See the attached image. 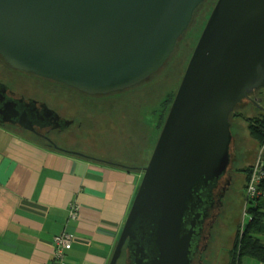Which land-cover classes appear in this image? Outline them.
<instances>
[{
  "label": "water",
  "instance_id": "1",
  "mask_svg": "<svg viewBox=\"0 0 264 264\" xmlns=\"http://www.w3.org/2000/svg\"><path fill=\"white\" fill-rule=\"evenodd\" d=\"M205 1L0 0V56L88 95L121 92L165 68ZM262 89L264 0H218L110 264L124 255L126 264H192L200 230L194 219L186 228L187 215L230 170L231 114Z\"/></svg>",
  "mask_w": 264,
  "mask_h": 264
},
{
  "label": "crops",
  "instance_id": "2",
  "mask_svg": "<svg viewBox=\"0 0 264 264\" xmlns=\"http://www.w3.org/2000/svg\"><path fill=\"white\" fill-rule=\"evenodd\" d=\"M142 178L0 125V264H53L65 232L74 239L57 264H110Z\"/></svg>",
  "mask_w": 264,
  "mask_h": 264
},
{
  "label": "rangeland",
  "instance_id": "3",
  "mask_svg": "<svg viewBox=\"0 0 264 264\" xmlns=\"http://www.w3.org/2000/svg\"><path fill=\"white\" fill-rule=\"evenodd\" d=\"M217 2L218 0H206L204 2L194 24L185 33L174 55L157 77L125 92L140 94L142 97H95L98 100L95 103L97 106L100 103L103 110L98 108V110L87 112L84 116L86 123L77 132L79 135L83 133L80 140H84L86 143L88 142V145L90 144L96 148L95 152L97 153L95 155L97 157L102 158L104 161H118L134 165L131 161L117 158L116 149L131 148L132 150L136 146H141L138 152L144 154L145 165L148 166L164 127L165 115L162 104L169 94L177 90L181 76L187 70L212 14L213 6H216ZM5 66L7 69L0 67V84L10 86L19 93L24 92L22 88H26V85L24 80L21 79V75L25 72L13 70L6 64ZM25 81L28 82V78H25ZM28 90L30 93L39 96L44 93L41 94L34 87L28 88ZM253 97L255 102L264 109V89L255 92ZM43 98L47 99L46 97ZM253 105L251 108L253 111L258 112L259 110V113L261 110L263 111V109H257L255 104ZM68 109L71 112H76V109L70 107ZM237 111L244 114L245 117H242V115L233 116L231 122L236 124V128L232 126L231 130L236 145H240L239 148L243 152L242 157L245 162L235 167L234 186L225 200L218 222L212 231L206 264H229L230 252L233 249L241 225L248 222L249 219L246 215V209L250 202L247 200L246 193L248 183V180L246 182V174L248 172L245 175L239 173L248 168L249 158L252 159L251 164L254 166L262 157L261 152L264 151V143L261 146L249 131L246 117H249L252 113L245 107H239ZM119 119L124 120L125 132L122 130V128L124 129L123 126L117 127L115 125V122ZM104 151L107 153H104ZM257 237L264 243V233L257 235ZM123 259L124 257L119 260L118 264H123ZM243 264L261 263L246 257L243 259Z\"/></svg>",
  "mask_w": 264,
  "mask_h": 264
},
{
  "label": "flooded vegetation",
  "instance_id": "4",
  "mask_svg": "<svg viewBox=\"0 0 264 264\" xmlns=\"http://www.w3.org/2000/svg\"><path fill=\"white\" fill-rule=\"evenodd\" d=\"M0 58L2 59H0V67H3V69H5V64L10 67L7 63H5L4 59L1 56ZM25 78H28V82L25 81ZM21 79L24 80L26 85V88H22V90H24V92L22 93L13 90V88H11L10 86L0 84V125L28 133L32 137H35V139L43 143L45 146L52 148L58 152L71 156H79L103 161L109 164L123 167L128 171H140L144 176V169L146 168L144 154L142 155L138 152L141 146H136L132 150L131 148H124L122 150H119L120 148L116 149L117 158L121 160L131 161L134 163V165L124 162L121 163L118 161H104L102 158L95 155V153H97L95 152L96 148H94L90 144L88 145V142L86 143L84 140H80V137H82L83 133L79 135L77 132L79 131V129H82V127L86 123L84 116L87 112L98 110V108H100V110H103L100 103L99 106H97V104L95 103L98 101L95 97H142L140 94L125 93L126 91L130 90L128 89L107 95H88L79 92L74 88L68 87L65 84L42 78L34 74H22ZM32 87L36 88L39 92H41V94L43 92L44 93L41 96L32 94L28 90V88ZM176 95L175 97H168L162 104L163 112L165 115L163 126L165 125ZM253 95H255V93ZM253 95L251 96V99L255 102ZM43 97H46L47 99H44ZM253 101H246L244 102V104L240 105V107H245L249 110L250 113H252L249 117H246V119L252 121H258L259 119L263 120L264 110H261L260 113L259 110L258 112L253 111V109H251L254 106ZM68 107L76 109V112H71ZM238 107L239 106H237L234 112L231 114L230 122L233 116L235 117L242 115V117H245L244 114L237 111ZM256 108L259 109L258 107ZM123 123L124 120L119 119L115 122V125L117 127L123 126ZM27 127L33 129L34 132L29 131ZM123 127L124 129L122 128V130L125 132L126 126L124 125ZM128 137L130 138V136ZM239 147L240 145H236L233 139V157L230 170L225 176L214 182L209 189L207 187L202 188L199 191L197 198L194 200L192 208L187 215L186 228L189 229L188 224L192 221V219H194L197 222L196 229L200 230V233L198 232L199 237H195L193 239L194 246L192 248V264H203L204 259L209 252V244L212 240V231L216 223L218 222L219 216L224 207L225 200L234 186V176H236V172L234 173L235 167L240 165L242 162H245L242 157L243 152H241V149ZM104 153L107 152L104 151ZM248 160L250 161V164L247 165L248 168L243 172L241 171V173L239 174L245 175V173L248 172V170L252 167V159L249 158ZM199 202H202L200 206L201 209L198 208V210L196 211ZM199 213L201 214L200 218L195 219V215ZM198 223H201V225L199 226ZM123 257V264H126V256L124 255Z\"/></svg>",
  "mask_w": 264,
  "mask_h": 264
},
{
  "label": "trees",
  "instance_id": "5",
  "mask_svg": "<svg viewBox=\"0 0 264 264\" xmlns=\"http://www.w3.org/2000/svg\"><path fill=\"white\" fill-rule=\"evenodd\" d=\"M161 70L148 80L157 77L161 73ZM184 74L185 71L181 76L179 85ZM178 88L179 86L177 87V90ZM177 90L169 94L167 97H175ZM248 124L251 136L262 146L264 143V119H259L258 121L248 120ZM252 168L253 166L248 171L246 182ZM259 198L250 200L249 205L247 206L246 215H248L249 219L248 222L241 225L233 249L230 252L229 264H243V259L246 257L264 264V243L257 237V235L264 233V198Z\"/></svg>",
  "mask_w": 264,
  "mask_h": 264
},
{
  "label": "built area",
  "instance_id": "6",
  "mask_svg": "<svg viewBox=\"0 0 264 264\" xmlns=\"http://www.w3.org/2000/svg\"><path fill=\"white\" fill-rule=\"evenodd\" d=\"M261 156L262 157L253 166L248 176L246 193L247 200L249 201L259 197L264 198V151L261 152ZM78 210L79 206L72 204L71 217L76 218ZM73 239V235L66 232L54 238L55 252L53 264H57L64 259L65 252L72 247Z\"/></svg>",
  "mask_w": 264,
  "mask_h": 264
},
{
  "label": "bare ground",
  "instance_id": "7",
  "mask_svg": "<svg viewBox=\"0 0 264 264\" xmlns=\"http://www.w3.org/2000/svg\"><path fill=\"white\" fill-rule=\"evenodd\" d=\"M244 224V223H243Z\"/></svg>",
  "mask_w": 264,
  "mask_h": 264
}]
</instances>
